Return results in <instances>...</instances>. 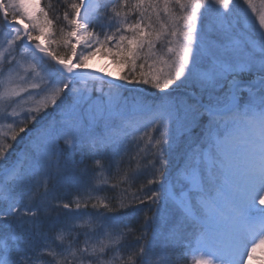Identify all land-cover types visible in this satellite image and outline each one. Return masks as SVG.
<instances>
[{
    "label": "snow or ice",
    "instance_id": "6c2138e0",
    "mask_svg": "<svg viewBox=\"0 0 264 264\" xmlns=\"http://www.w3.org/2000/svg\"><path fill=\"white\" fill-rule=\"evenodd\" d=\"M39 5L0 0V264H252L264 0Z\"/></svg>",
    "mask_w": 264,
    "mask_h": 264
},
{
    "label": "rangeland",
    "instance_id": "374dc122",
    "mask_svg": "<svg viewBox=\"0 0 264 264\" xmlns=\"http://www.w3.org/2000/svg\"><path fill=\"white\" fill-rule=\"evenodd\" d=\"M42 0H40V7L42 8ZM45 44H47V41L45 40ZM81 47L82 46H78V52L81 51ZM97 58H101V59H106V58H103L102 56H97L95 58H93L91 61H95ZM109 60V59H107ZM91 61H89V64L91 63ZM111 62V60H109ZM111 64L114 66L115 70H116V74H121V66L120 69L119 67H117L118 65H114L112 62ZM126 71V69H125ZM200 129H194L193 132H192V137L193 138H198L200 136ZM183 145H181V148L178 149V151H182L183 150ZM66 195H69L68 193ZM180 253H181V264H194V261H193V257L191 255L188 254V251L186 249H183L181 248L180 249Z\"/></svg>",
    "mask_w": 264,
    "mask_h": 264
},
{
    "label": "bare ground",
    "instance_id": "6f19581e",
    "mask_svg": "<svg viewBox=\"0 0 264 264\" xmlns=\"http://www.w3.org/2000/svg\"><path fill=\"white\" fill-rule=\"evenodd\" d=\"M90 66L97 68V69L104 68L107 71L112 72L113 74H116V70L114 66L107 59L97 58L95 61H91ZM256 256H257V259H254L252 261V264H264V251L258 250Z\"/></svg>",
    "mask_w": 264,
    "mask_h": 264
},
{
    "label": "trees",
    "instance_id": "16d2710c",
    "mask_svg": "<svg viewBox=\"0 0 264 264\" xmlns=\"http://www.w3.org/2000/svg\"><path fill=\"white\" fill-rule=\"evenodd\" d=\"M41 6L46 11H49V6H50V11H49L50 16L51 15L59 16L62 13L61 0H42ZM68 194H69L68 196L71 195V193H68ZM134 211H135L134 209L128 210L129 213L134 212Z\"/></svg>",
    "mask_w": 264,
    "mask_h": 264
}]
</instances>
